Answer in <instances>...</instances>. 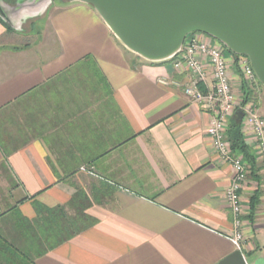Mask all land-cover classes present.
Masks as SVG:
<instances>
[{"label":"crops","instance_id":"1","mask_svg":"<svg viewBox=\"0 0 264 264\" xmlns=\"http://www.w3.org/2000/svg\"><path fill=\"white\" fill-rule=\"evenodd\" d=\"M8 19L10 30L0 23V213L15 207L31 219L34 202L64 205L82 189L97 219L35 264H218L238 250L224 195L232 167L211 145L210 114L157 82L185 77L168 60L126 49L83 2L47 7L22 30L32 38L23 45ZM230 69L234 114L254 154L240 106L251 100L264 119V85ZM255 159L240 194L245 264H264V168Z\"/></svg>","mask_w":264,"mask_h":264},{"label":"water","instance_id":"2","mask_svg":"<svg viewBox=\"0 0 264 264\" xmlns=\"http://www.w3.org/2000/svg\"><path fill=\"white\" fill-rule=\"evenodd\" d=\"M66 1L90 5L126 49L149 62L172 58L189 33L206 34L246 55L264 85V0ZM0 13L4 15L1 2ZM218 264L245 261L236 250Z\"/></svg>","mask_w":264,"mask_h":264},{"label":"built area","instance_id":"3","mask_svg":"<svg viewBox=\"0 0 264 264\" xmlns=\"http://www.w3.org/2000/svg\"><path fill=\"white\" fill-rule=\"evenodd\" d=\"M181 45L180 50L168 61L173 71L182 74L185 80L158 77L157 82L180 88L191 103L202 104L210 114L207 133L211 145L218 157L232 167L230 183L224 194L232 216V232L228 238L240 250L244 241L240 194L247 181L248 164L242 154L232 150L225 132L237 106L230 68L236 67L240 81L248 85L253 84L257 78L246 55L229 53L226 47L208 35L203 38L193 32L189 33ZM253 105L251 100H246L240 106V112L243 121L249 126L254 156L263 163L264 168V119Z\"/></svg>","mask_w":264,"mask_h":264},{"label":"trees","instance_id":"4","mask_svg":"<svg viewBox=\"0 0 264 264\" xmlns=\"http://www.w3.org/2000/svg\"><path fill=\"white\" fill-rule=\"evenodd\" d=\"M0 23L11 29L8 20L0 13ZM227 51L231 54L229 49ZM167 62V61H162ZM161 62V63H162ZM240 113L229 119L226 137L235 153L242 154L250 168L256 159L241 133ZM82 168V167H81ZM91 202L82 189H76L69 202L48 207L33 203L36 215L29 219L15 207L0 213V264H35V258L71 239L97 221L85 210ZM257 205L256 193L250 199L251 212Z\"/></svg>","mask_w":264,"mask_h":264},{"label":"rangeland","instance_id":"5","mask_svg":"<svg viewBox=\"0 0 264 264\" xmlns=\"http://www.w3.org/2000/svg\"><path fill=\"white\" fill-rule=\"evenodd\" d=\"M2 7L7 10V17H13L15 20L18 33H20V45H23L26 41H30L32 38L25 36L22 30L29 29V22L33 18H38L44 14L46 8H50L53 5H59L61 3L68 2L66 0H0ZM9 21V20H8ZM10 23V22H9ZM257 78V77H256ZM257 80V79H256Z\"/></svg>","mask_w":264,"mask_h":264},{"label":"flooded vegetation","instance_id":"6","mask_svg":"<svg viewBox=\"0 0 264 264\" xmlns=\"http://www.w3.org/2000/svg\"><path fill=\"white\" fill-rule=\"evenodd\" d=\"M42 1H43V0H42ZM1 6H2V5H1ZM2 9H3V14H4L3 16H4L6 19H8V17H7V14H8L7 12H8V11L5 10L4 7H2ZM6 11H7V12H6ZM8 20H9V19H8ZM217 41H218V40H217ZM220 44H221V43H220ZM222 45H223V44H222ZM223 46H224V45H223ZM224 47H225V46H224Z\"/></svg>","mask_w":264,"mask_h":264}]
</instances>
